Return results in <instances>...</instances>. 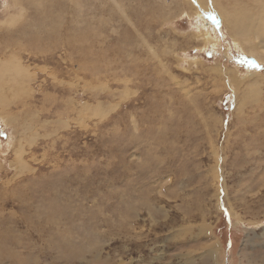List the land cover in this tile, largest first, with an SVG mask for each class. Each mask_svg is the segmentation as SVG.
I'll use <instances>...</instances> for the list:
<instances>
[{
	"label": "rangeland",
	"instance_id": "obj_1",
	"mask_svg": "<svg viewBox=\"0 0 264 264\" xmlns=\"http://www.w3.org/2000/svg\"><path fill=\"white\" fill-rule=\"evenodd\" d=\"M211 5L0 0V264H264V37Z\"/></svg>",
	"mask_w": 264,
	"mask_h": 264
},
{
	"label": "bare ground",
	"instance_id": "obj_2",
	"mask_svg": "<svg viewBox=\"0 0 264 264\" xmlns=\"http://www.w3.org/2000/svg\"><path fill=\"white\" fill-rule=\"evenodd\" d=\"M196 2L202 6L201 12L203 13L210 12V9L212 8L211 4H216L214 9L217 11L216 12L217 17H220V18L222 17L221 19L225 20L226 24L228 25L231 32L233 33L235 39L242 38L246 44L247 43L249 44V48H250L249 52L253 53L252 50H255L254 48H252L253 41L255 39H258V38L261 39V37H264V23H261L258 20L255 13H252L251 11H247L244 5L238 8L235 7L232 10H228L227 8H224L221 5L220 0H196ZM205 3H207L209 6L205 7L204 6ZM250 37L252 38L255 37V38L251 39ZM15 63L17 64L15 65V69L17 71H20V66H19L18 61L16 60ZM16 73H19V72H16ZM16 156L18 160H21V154L16 155ZM208 254L209 256H211V251L208 252Z\"/></svg>",
	"mask_w": 264,
	"mask_h": 264
}]
</instances>
